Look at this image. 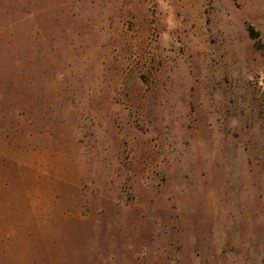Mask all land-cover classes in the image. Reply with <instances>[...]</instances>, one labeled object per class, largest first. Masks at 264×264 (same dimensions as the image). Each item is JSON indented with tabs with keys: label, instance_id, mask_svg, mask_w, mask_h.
Listing matches in <instances>:
<instances>
[{
	"label": "rangeland",
	"instance_id": "1",
	"mask_svg": "<svg viewBox=\"0 0 264 264\" xmlns=\"http://www.w3.org/2000/svg\"><path fill=\"white\" fill-rule=\"evenodd\" d=\"M0 264H264V0H0Z\"/></svg>",
	"mask_w": 264,
	"mask_h": 264
}]
</instances>
